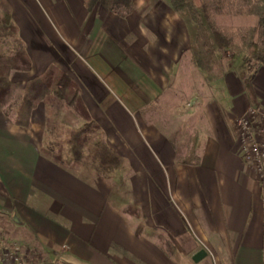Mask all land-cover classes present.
I'll return each instance as SVG.
<instances>
[{"label": "crops", "instance_id": "crops-1", "mask_svg": "<svg viewBox=\"0 0 264 264\" xmlns=\"http://www.w3.org/2000/svg\"><path fill=\"white\" fill-rule=\"evenodd\" d=\"M7 2L31 62L28 72L12 74L16 90L50 64L64 71L124 161L113 178L74 170L41 153L43 104L27 128L0 109V211L33 233L43 257L264 264V187L234 131L236 115L253 105L243 71L205 82L185 22L163 0H132L125 16L98 3L88 11L84 0ZM251 86L264 105V68ZM184 150L197 162L184 161ZM129 205L139 217L124 210ZM161 237L175 255L162 250ZM201 249L205 256L194 262Z\"/></svg>", "mask_w": 264, "mask_h": 264}, {"label": "trees", "instance_id": "trees-1", "mask_svg": "<svg viewBox=\"0 0 264 264\" xmlns=\"http://www.w3.org/2000/svg\"><path fill=\"white\" fill-rule=\"evenodd\" d=\"M163 1L185 22L192 60L205 82L221 80L238 60L245 70L252 71L255 64L264 67V0ZM84 3L88 11L100 3L121 16L133 7L132 0H84ZM30 69V58L11 19L9 3L0 0V109L8 113L14 108V124L27 128L31 112L43 104L45 120L40 147L43 155L71 168H88L104 177L119 175L123 157L106 143L81 100L78 85L50 64L42 73L28 79L18 93L12 74ZM255 72L245 76L243 82L252 104L257 106L251 86ZM64 112L74 115L78 124L61 122ZM197 160L196 157L193 162ZM134 208V212L132 208L126 211L139 217L138 209ZM160 240L162 250L175 255L174 246L165 238ZM12 242L27 246L43 257L33 233L0 211V244L11 246Z\"/></svg>", "mask_w": 264, "mask_h": 264}, {"label": "built area", "instance_id": "built-area-1", "mask_svg": "<svg viewBox=\"0 0 264 264\" xmlns=\"http://www.w3.org/2000/svg\"><path fill=\"white\" fill-rule=\"evenodd\" d=\"M234 130L242 160L252 167L264 187V105H249L236 115ZM65 248L63 246V250ZM60 254L42 259L17 242H12L11 246L0 244V264H62Z\"/></svg>", "mask_w": 264, "mask_h": 264}, {"label": "rangeland", "instance_id": "rangeland-1", "mask_svg": "<svg viewBox=\"0 0 264 264\" xmlns=\"http://www.w3.org/2000/svg\"><path fill=\"white\" fill-rule=\"evenodd\" d=\"M98 4H100V3H98ZM244 64H242L241 63V60H238L232 67H231V69H237V71L238 72H241V70L243 71V73H242V79L245 77V76H250L251 75V73H252V71L254 70H256V72H255V74H254V77H255V75H256V73L259 71V69H261V68H264V67H260L259 65H257V64H255L254 65V69H252V71H250V70H245V67L243 66ZM253 79V78H252ZM20 89H18L17 90V92L19 91ZM19 93V92H18ZM187 106V105H186ZM258 106V105H257ZM183 110H184V108H182ZM183 110H181V111H183ZM9 112V114L10 115H13V117H14V108H12L11 107V109H10V111H8ZM65 113H67V114H64L63 116H62V119H61V122H63L64 124H66V125H77L78 124V121H77V119L75 118V116L74 115H72V114H69L68 112H65ZM190 130H185V129H183L182 130V133H184V134H186V135H189L190 134V136H192V132H189ZM235 131V130H234ZM194 133V132H193ZM184 139V138H183ZM187 139V138H186ZM191 139L192 138H190L189 140H190V142H191ZM187 141V143H189L188 142V140H186ZM184 147H187V149H189V148H191L190 147V145L188 144V146H187V144L184 146ZM191 150H192V148H191ZM187 151L188 150H184V152H183V158H185L184 160L185 161H192L193 162V160L194 159H196V155H195V153L194 152H191V153H187ZM188 157H189V160H188ZM69 167V166H68ZM71 168V167H70ZM72 169H74V170H78L79 168H72ZM88 169V168H87ZM132 208V210H133V212H134V207L135 206H133V205H129V206H127L124 210H126V209H131ZM134 217H137L136 216V214L135 213H131ZM138 223V222H137ZM22 245V244H21ZM22 246H24V245H22ZM24 247H27V246H24ZM29 249V248H28ZM30 250V252L31 253H34L35 255H36V257H38V258H44V257H42L41 255H39V254H37L36 252H32V250L31 249H29ZM45 259V258H44ZM62 264H66V263H62Z\"/></svg>", "mask_w": 264, "mask_h": 264}, {"label": "water", "instance_id": "water-1", "mask_svg": "<svg viewBox=\"0 0 264 264\" xmlns=\"http://www.w3.org/2000/svg\"><path fill=\"white\" fill-rule=\"evenodd\" d=\"M13 220L16 221V222H20L18 221V219L16 217H13ZM205 251L204 250H199L197 251L193 256H192V260L194 262H198L199 260H201L204 256H205Z\"/></svg>", "mask_w": 264, "mask_h": 264}]
</instances>
